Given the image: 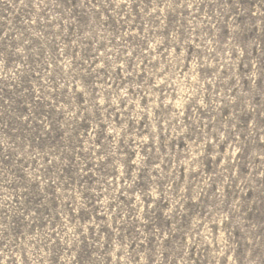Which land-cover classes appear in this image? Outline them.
<instances>
[{"label":"rangeland","instance_id":"obj_1","mask_svg":"<svg viewBox=\"0 0 264 264\" xmlns=\"http://www.w3.org/2000/svg\"><path fill=\"white\" fill-rule=\"evenodd\" d=\"M0 264H264V0H0Z\"/></svg>","mask_w":264,"mask_h":264}]
</instances>
